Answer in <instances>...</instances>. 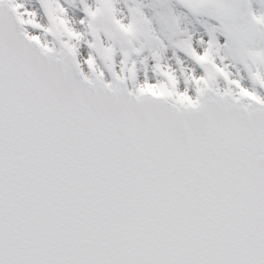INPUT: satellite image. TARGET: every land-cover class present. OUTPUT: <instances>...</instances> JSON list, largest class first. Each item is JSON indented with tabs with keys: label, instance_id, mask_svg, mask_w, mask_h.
Returning <instances> with one entry per match:
<instances>
[{
	"label": "snow or ice",
	"instance_id": "1",
	"mask_svg": "<svg viewBox=\"0 0 264 264\" xmlns=\"http://www.w3.org/2000/svg\"><path fill=\"white\" fill-rule=\"evenodd\" d=\"M0 264H264V0H0Z\"/></svg>",
	"mask_w": 264,
	"mask_h": 264
}]
</instances>
